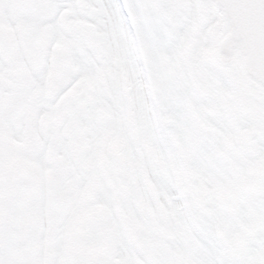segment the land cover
<instances>
[{"label": "snow or ice", "instance_id": "1", "mask_svg": "<svg viewBox=\"0 0 264 264\" xmlns=\"http://www.w3.org/2000/svg\"><path fill=\"white\" fill-rule=\"evenodd\" d=\"M0 264H264V0H0Z\"/></svg>", "mask_w": 264, "mask_h": 264}]
</instances>
